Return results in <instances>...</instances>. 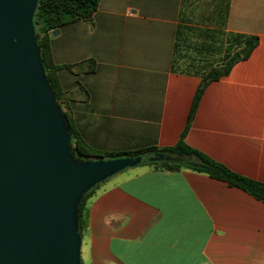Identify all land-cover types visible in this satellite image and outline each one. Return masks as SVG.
Segmentation results:
<instances>
[{"label": "crops", "instance_id": "0c3cea01", "mask_svg": "<svg viewBox=\"0 0 264 264\" xmlns=\"http://www.w3.org/2000/svg\"><path fill=\"white\" fill-rule=\"evenodd\" d=\"M57 30L54 65L96 64L89 74L56 73L63 91L78 82L88 93L69 102L88 148L167 149L183 135L187 147L264 184V0H99L91 23ZM251 37L249 56L193 108L201 76ZM146 157L88 201L79 264H264L263 203L203 174L155 170Z\"/></svg>", "mask_w": 264, "mask_h": 264}, {"label": "water", "instance_id": "95a60500", "mask_svg": "<svg viewBox=\"0 0 264 264\" xmlns=\"http://www.w3.org/2000/svg\"><path fill=\"white\" fill-rule=\"evenodd\" d=\"M36 2L0 0V264H79L77 200L140 157L66 163L61 143L68 146L69 136L51 105L38 36L30 43Z\"/></svg>", "mask_w": 264, "mask_h": 264}, {"label": "trees", "instance_id": "16d2710c", "mask_svg": "<svg viewBox=\"0 0 264 264\" xmlns=\"http://www.w3.org/2000/svg\"><path fill=\"white\" fill-rule=\"evenodd\" d=\"M98 3L99 0H37L31 17L33 31L38 36L35 46L40 67L44 73L47 86L54 94V99L59 105L63 126L73 141V145H69L71 155L83 159H116L120 157L144 158L155 153H163L170 155L172 159L170 161L147 162L146 165L160 171L189 170L203 174L212 179L225 182L231 187L239 188L264 204V184L237 175L187 147L183 142V135L175 146L167 149L151 147L134 152L107 153L91 150L85 145L72 123L69 102L74 100L75 91L80 94L82 100L88 99V93L78 82L73 84L71 90L63 91L56 73L59 69H64L75 75L78 73L89 74L94 72L96 64L93 60H88L75 65H54L50 52L49 34L76 21L84 20L91 23ZM256 44V38H245L241 50L233 52L221 65L210 68L201 76L200 84L194 96L193 108L206 86L212 81L227 75L237 61L249 56ZM101 185H96L82 193L75 205L76 228L81 238L85 235L87 229V203Z\"/></svg>", "mask_w": 264, "mask_h": 264}, {"label": "rangeland", "instance_id": "374dc122", "mask_svg": "<svg viewBox=\"0 0 264 264\" xmlns=\"http://www.w3.org/2000/svg\"><path fill=\"white\" fill-rule=\"evenodd\" d=\"M35 38H36V35L33 32V35L30 38V43H33ZM47 97H50L52 99V94L49 91L47 92ZM52 101L53 102L51 103V105H52L53 109L55 111H60L59 105L57 104L55 99L54 100L52 99ZM69 145H73V141L70 137L68 139V146L64 142L61 143V149L64 153L65 161L68 165H72L74 167H81V166L86 165V164H101V163H107V162L113 160V159H83V158L73 157L69 151ZM148 156H166V154L155 153V154L148 155ZM145 158H147V157L145 156ZM105 180L106 179L95 182L90 188H92L96 185H101Z\"/></svg>", "mask_w": 264, "mask_h": 264}]
</instances>
